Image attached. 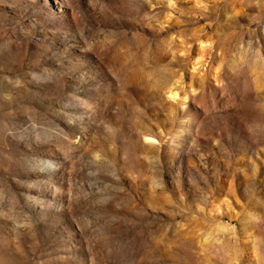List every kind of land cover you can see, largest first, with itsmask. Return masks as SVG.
I'll list each match as a JSON object with an SVG mask.
<instances>
[{"label": "rangeland", "instance_id": "rangeland-1", "mask_svg": "<svg viewBox=\"0 0 264 264\" xmlns=\"http://www.w3.org/2000/svg\"><path fill=\"white\" fill-rule=\"evenodd\" d=\"M0 264H264V0H0Z\"/></svg>", "mask_w": 264, "mask_h": 264}]
</instances>
